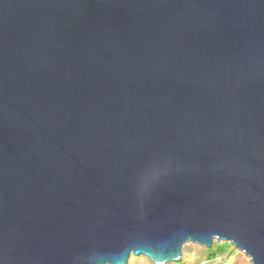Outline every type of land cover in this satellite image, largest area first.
Wrapping results in <instances>:
<instances>
[{
  "label": "water",
  "instance_id": "water-1",
  "mask_svg": "<svg viewBox=\"0 0 264 264\" xmlns=\"http://www.w3.org/2000/svg\"><path fill=\"white\" fill-rule=\"evenodd\" d=\"M264 264V0H0V264Z\"/></svg>",
  "mask_w": 264,
  "mask_h": 264
},
{
  "label": "rangeland",
  "instance_id": "rangeland-1",
  "mask_svg": "<svg viewBox=\"0 0 264 264\" xmlns=\"http://www.w3.org/2000/svg\"><path fill=\"white\" fill-rule=\"evenodd\" d=\"M219 244L224 252L211 257L212 248H218ZM127 264H153L146 257L131 256ZM168 264H251L250 260L238 251L229 242H214L210 249L196 244L188 243L183 246L181 260Z\"/></svg>",
  "mask_w": 264,
  "mask_h": 264
},
{
  "label": "trees",
  "instance_id": "trees-1",
  "mask_svg": "<svg viewBox=\"0 0 264 264\" xmlns=\"http://www.w3.org/2000/svg\"><path fill=\"white\" fill-rule=\"evenodd\" d=\"M212 252V255H210L211 257H214L215 255L221 254L224 252L223 248L221 249V245L219 244L218 248H212L210 250Z\"/></svg>",
  "mask_w": 264,
  "mask_h": 264
}]
</instances>
